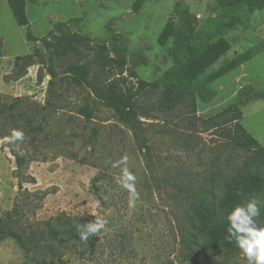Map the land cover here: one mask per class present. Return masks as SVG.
<instances>
[{
    "label": "rangeland",
    "instance_id": "374dc122",
    "mask_svg": "<svg viewBox=\"0 0 264 264\" xmlns=\"http://www.w3.org/2000/svg\"><path fill=\"white\" fill-rule=\"evenodd\" d=\"M135 1L26 0V11L38 39L46 37L54 24L68 22L71 32L89 36L95 44L109 43L110 26L126 40L128 67L139 55L147 60V65L135 68L138 78L146 82L157 80L173 65L172 41L162 47L157 40L178 1H184L196 17L193 47L205 52L222 44L213 70L264 39V10L257 8L259 0L244 2L225 24L217 0H144L139 13L133 12ZM0 40L2 101L28 99L36 104V125L44 126L36 153L31 154L35 161L25 171L27 181L34 178L36 183H24V188L45 193V199L38 202L39 209L29 211L23 225L61 212L107 221L98 233L99 262L82 261L69 253L53 264H247L242 250L232 256L198 252L191 262L183 261L180 235L192 191L210 187L212 178L231 176L249 152L234 148L216 131H206L200 122L190 121L185 108L171 115L157 110L159 92L139 97L140 110L146 113L140 119L138 144L133 131L87 86L70 84L59 61L54 63L57 78L50 84L48 51L41 42H28L27 28L16 24L7 0H0ZM35 48L42 51V60L16 80V57L31 54ZM93 59L94 54L86 57ZM91 67L95 74L96 62ZM113 79V75L99 74L101 84ZM246 87L264 90V53L213 83L215 98L209 103L198 101L197 117L208 119L236 104ZM238 105L242 125L264 147V99ZM83 108L92 113L91 118L81 114ZM8 146L9 141L0 138V217L13 208L19 193L15 159ZM123 156L128 158L127 165L113 167ZM124 167L136 177L139 199L135 208H129V193L122 187ZM96 177H100L97 193ZM257 200L263 201L264 195ZM257 222L264 227L260 217ZM24 262L14 239L0 244V264Z\"/></svg>",
    "mask_w": 264,
    "mask_h": 264
},
{
    "label": "trees",
    "instance_id": "16d2710c",
    "mask_svg": "<svg viewBox=\"0 0 264 264\" xmlns=\"http://www.w3.org/2000/svg\"><path fill=\"white\" fill-rule=\"evenodd\" d=\"M246 1L217 0V7L222 12L221 23L229 22L239 6ZM143 2L136 0L133 12L139 13ZM7 3L16 24L27 28L28 42H41L42 47L48 51V72L52 78L50 84L57 78L54 63L59 61L70 84L75 87L87 86L95 97L115 113L122 124L133 131L138 144L141 142L140 119L145 112V109L140 110L139 97L159 92L157 110L171 115L185 108L190 121L193 119L200 122L206 131H216L234 148L250 153L231 176L212 178L210 187L192 191L189 211L181 225L183 261L191 262L198 252L206 255L221 252L225 256L240 252L235 237L231 241L225 239L229 227L227 217L236 207L244 206L250 199L263 197L264 147L242 125L243 116L238 104L247 105L264 99V90L255 91L246 87L239 93V102L208 119L197 117L198 101L211 102L216 95L213 83L264 53V39L213 70L216 51H219L222 44L210 46L205 52L193 47L191 42L195 34L196 17L184 1H178L157 40L162 47L172 41L169 56L173 65L157 80L146 82L138 78L135 68L147 65V60L139 55L132 66L128 67L126 40L110 26L109 43L95 44L93 38L71 32L68 22L54 24L46 37L38 39L30 28L26 0H7ZM257 8L264 10V0H259ZM1 45L0 40V48ZM89 54H94L91 61L86 60ZM42 57L39 48H35L31 54L16 57L14 78H23L28 69L36 64V60L41 61ZM91 62H96L98 67L95 74H92ZM126 72L128 78H124ZM99 74H110L114 79L101 84ZM36 111V104L28 99L18 98L7 104L0 97V138L10 137L13 130L25 133L23 142L15 145L9 142L8 146L15 159L14 174L18 180L19 193L13 208L0 217V244L10 238L14 239L24 253V264H53L69 253L79 260L97 263L101 247L98 234L83 241L78 231L81 225L94 222L93 218L75 217L61 212L48 220L23 225L29 211L39 209L38 202L45 199V193H31L24 188V183H36L34 178L27 181L25 171L35 161L31 154L33 151L36 153L38 137L44 132L42 124L36 125ZM81 114L87 118L92 116L86 108L81 110ZM16 149L24 154L19 155ZM99 180L100 177L93 180L96 193ZM258 207L260 218L264 221V200Z\"/></svg>",
    "mask_w": 264,
    "mask_h": 264
},
{
    "label": "clouds",
    "instance_id": "9594fccd",
    "mask_svg": "<svg viewBox=\"0 0 264 264\" xmlns=\"http://www.w3.org/2000/svg\"><path fill=\"white\" fill-rule=\"evenodd\" d=\"M15 145L17 142H23L25 133L22 130H13L10 137L6 138ZM19 155L24 153L16 149ZM127 156L121 157L120 161L113 164L117 167L121 164L127 165ZM135 175L127 167L122 169V187L129 193V208H135L139 199V193L135 188ZM259 201L255 198L250 199L244 206L236 207L227 217L229 227L226 240L231 241L235 237L238 247L242 250V255L246 257L247 264H264V227L258 224L260 217ZM99 206V201L96 202ZM106 220L97 219L94 222L81 225L79 228L80 239L88 241L89 237L97 235L105 229Z\"/></svg>",
    "mask_w": 264,
    "mask_h": 264
}]
</instances>
